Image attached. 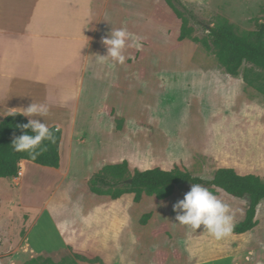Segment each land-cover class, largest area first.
<instances>
[{"label":"rangeland","instance_id":"374dc122","mask_svg":"<svg viewBox=\"0 0 264 264\" xmlns=\"http://www.w3.org/2000/svg\"><path fill=\"white\" fill-rule=\"evenodd\" d=\"M178 1L192 15L191 37H204L218 19L238 33L264 23V0ZM158 6L169 11L166 0H95L71 166L61 179L27 163L20 181L1 183L0 264L38 256L59 263L71 258L70 248L96 253L103 264H158L157 252L166 253L164 264H264V200L256 227L216 240L203 226L192 230L175 220L173 205L189 184L166 200L143 196L138 203L132 194L110 200L89 191L95 173L122 161L131 174L177 167L210 180L217 169L232 168L264 182V97L243 82L244 66L231 77L200 44L188 39L176 47L180 25L154 22ZM118 28L129 33L125 63L99 61L95 56L107 55L102 38ZM217 196L239 222L245 201Z\"/></svg>","mask_w":264,"mask_h":264},{"label":"trees","instance_id":"16d2710c","mask_svg":"<svg viewBox=\"0 0 264 264\" xmlns=\"http://www.w3.org/2000/svg\"><path fill=\"white\" fill-rule=\"evenodd\" d=\"M174 2L183 8L178 0H166L169 11L166 13L158 6L153 12L152 19L157 23H179L180 32L175 46L179 47L188 39L200 44L231 77L239 76L240 69L244 66L243 82L264 97V23L257 24L253 31L238 33L233 24L225 19H218L207 29L204 37H191L193 29L188 26V16L192 15L177 8ZM133 56L136 60L142 58L138 50L133 51ZM27 122L28 120L17 112L0 118V178L15 177L20 161L47 168H59L61 131L56 127L50 128L55 142L44 141L38 149L40 154L36 159H32L27 153L13 150L12 140L24 134V130L19 126ZM27 131L28 134H32L31 130ZM128 180H131V184L127 183ZM181 184H200L216 195L222 192L231 198L245 201L243 218L235 223L232 236L245 234L256 227V208L264 200V182L259 176L240 175L232 168H219L214 172L212 179L205 180L177 167L171 170L157 167L142 171L134 170L131 174L127 161H122L103 166L88 181V188L92 194L110 200L132 194L134 201L138 203L143 196L153 197L156 201L166 200L172 195L174 188ZM148 216L142 218L141 224H145ZM69 252L71 258L59 263H55L49 257L38 256L24 264H103L102 258L89 250L70 248ZM166 256L164 252H157L155 259L158 264H164Z\"/></svg>","mask_w":264,"mask_h":264},{"label":"crops","instance_id":"0c3cea01","mask_svg":"<svg viewBox=\"0 0 264 264\" xmlns=\"http://www.w3.org/2000/svg\"><path fill=\"white\" fill-rule=\"evenodd\" d=\"M94 19L95 0H0V118L46 103L41 122L61 131L59 168H50L61 179L71 166ZM21 163L24 175L29 162ZM9 180L0 178V191Z\"/></svg>","mask_w":264,"mask_h":264},{"label":"clouds","instance_id":"9594fccd","mask_svg":"<svg viewBox=\"0 0 264 264\" xmlns=\"http://www.w3.org/2000/svg\"><path fill=\"white\" fill-rule=\"evenodd\" d=\"M128 41L129 33L126 29H112L108 36L102 38L107 55L95 57L99 61L111 60L122 65L126 61L125 49L130 46ZM18 114L27 117L28 122L19 126L24 134L14 137L11 146L14 151L27 153L32 159H36L40 154L38 149L44 141L55 142L53 131L40 119L49 114V106L46 103L32 102L26 108H21ZM27 130H31L32 134H28ZM173 211L177 213L175 220L180 225L192 230L203 226V232L216 240L230 236L235 227V213L231 207L200 184H192L184 198L173 205Z\"/></svg>","mask_w":264,"mask_h":264},{"label":"built area","instance_id":"2783aa9c","mask_svg":"<svg viewBox=\"0 0 264 264\" xmlns=\"http://www.w3.org/2000/svg\"><path fill=\"white\" fill-rule=\"evenodd\" d=\"M23 172H24V165L21 163V161L18 163L17 166V172H16V176L13 177L14 180H18L23 176Z\"/></svg>","mask_w":264,"mask_h":264},{"label":"water","instance_id":"95a60500","mask_svg":"<svg viewBox=\"0 0 264 264\" xmlns=\"http://www.w3.org/2000/svg\"><path fill=\"white\" fill-rule=\"evenodd\" d=\"M207 29H208V27H207ZM127 183H128V184H131V180H128Z\"/></svg>","mask_w":264,"mask_h":264},{"label":"bare ground","instance_id":"6f19581e","mask_svg":"<svg viewBox=\"0 0 264 264\" xmlns=\"http://www.w3.org/2000/svg\"><path fill=\"white\" fill-rule=\"evenodd\" d=\"M64 165V164H63ZM63 165L61 166V169L59 170V171H62V167H63Z\"/></svg>","mask_w":264,"mask_h":264}]
</instances>
